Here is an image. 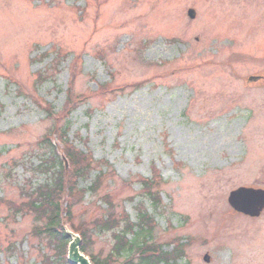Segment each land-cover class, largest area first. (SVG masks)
I'll list each match as a JSON object with an SVG mask.
<instances>
[{"label":"rangeland","instance_id":"obj_1","mask_svg":"<svg viewBox=\"0 0 264 264\" xmlns=\"http://www.w3.org/2000/svg\"><path fill=\"white\" fill-rule=\"evenodd\" d=\"M251 77L264 78V0H0V264L53 255L27 203L49 182L44 143L60 148L67 128L109 168L75 226L106 202L135 220L148 180L163 204L143 203L155 240L184 245L174 264H264V212L228 203L264 190V81Z\"/></svg>","mask_w":264,"mask_h":264},{"label":"trees","instance_id":"obj_2","mask_svg":"<svg viewBox=\"0 0 264 264\" xmlns=\"http://www.w3.org/2000/svg\"><path fill=\"white\" fill-rule=\"evenodd\" d=\"M67 135L68 128L60 135V148L48 142L49 139L44 143L49 147L47 154L50 162H43L41 169L45 175H49V182L37 187L31 194L25 191L30 198L37 197L35 203H27L37 214L34 234L45 240L53 251V255L42 257L43 264H70L67 260L72 242L69 233L79 235L80 250L89 257L91 264H174L185 258L184 245L178 243L171 251H166L165 245L154 238L157 223L143 203L149 201L155 210H160L163 204L159 198L160 193L151 190L153 182L148 180L143 181L148 184L144 185L147 192L141 196L143 200L136 208L135 220L126 214L117 215L112 209L109 210V203L106 202V215L89 224L75 226V204L87 194L98 193L102 176L108 173L109 168L108 164L97 162L89 151L78 149L67 139ZM95 172L97 175L94 181L83 188L82 183L89 181ZM107 234H111L110 251L105 257L103 253L94 254L92 246L95 238Z\"/></svg>","mask_w":264,"mask_h":264},{"label":"water","instance_id":"obj_3","mask_svg":"<svg viewBox=\"0 0 264 264\" xmlns=\"http://www.w3.org/2000/svg\"><path fill=\"white\" fill-rule=\"evenodd\" d=\"M188 15L191 19L195 18V12L189 10ZM260 77H251L249 83H255L261 80ZM264 79V78H263ZM228 203L231 208L238 214L250 218H259L264 212V190L241 187L230 192ZM72 237L73 234H70ZM75 241V243H72ZM69 246L68 261L70 264H91L89 259L80 251V239H73ZM204 261L209 263V256L204 258Z\"/></svg>","mask_w":264,"mask_h":264},{"label":"flooded vegetation","instance_id":"obj_4","mask_svg":"<svg viewBox=\"0 0 264 264\" xmlns=\"http://www.w3.org/2000/svg\"><path fill=\"white\" fill-rule=\"evenodd\" d=\"M262 81H264V79L262 78L261 80H259L258 82H262Z\"/></svg>","mask_w":264,"mask_h":264}]
</instances>
